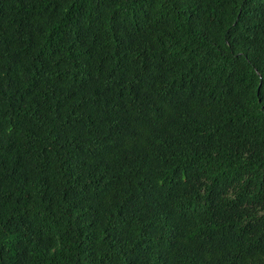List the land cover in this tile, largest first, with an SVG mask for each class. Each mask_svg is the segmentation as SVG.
Returning <instances> with one entry per match:
<instances>
[{"label":"trees","instance_id":"obj_1","mask_svg":"<svg viewBox=\"0 0 264 264\" xmlns=\"http://www.w3.org/2000/svg\"><path fill=\"white\" fill-rule=\"evenodd\" d=\"M0 264H264V0H0Z\"/></svg>","mask_w":264,"mask_h":264}]
</instances>
